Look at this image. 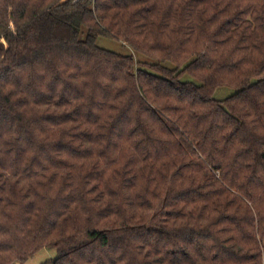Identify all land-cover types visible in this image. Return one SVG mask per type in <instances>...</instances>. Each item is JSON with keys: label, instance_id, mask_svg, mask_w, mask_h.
Instances as JSON below:
<instances>
[{"label": "trees", "instance_id": "obj_1", "mask_svg": "<svg viewBox=\"0 0 264 264\" xmlns=\"http://www.w3.org/2000/svg\"><path fill=\"white\" fill-rule=\"evenodd\" d=\"M43 249L264 264V0H0V264Z\"/></svg>", "mask_w": 264, "mask_h": 264}, {"label": "rangeland", "instance_id": "obj_2", "mask_svg": "<svg viewBox=\"0 0 264 264\" xmlns=\"http://www.w3.org/2000/svg\"><path fill=\"white\" fill-rule=\"evenodd\" d=\"M86 32V31H85ZM85 35L82 36L84 38ZM98 46L123 55H131L133 54L136 59L142 60L144 62L152 63L154 62L151 59H148L146 57H143L139 54L134 53L129 47L125 46L122 44V42L112 39V38H106V37H100L97 42ZM170 68H174L175 66L171 63L166 64ZM182 81L184 82H190L194 83L197 85H200L201 83L194 79L193 77L189 75H185L182 77ZM237 91L233 88H227V87H222L219 88L216 93H215V99L218 101H223L226 98L234 95ZM57 259V252L53 249H43L40 252H38L32 259H30L28 262L25 264H46L49 262H53Z\"/></svg>", "mask_w": 264, "mask_h": 264}, {"label": "water", "instance_id": "obj_3", "mask_svg": "<svg viewBox=\"0 0 264 264\" xmlns=\"http://www.w3.org/2000/svg\"><path fill=\"white\" fill-rule=\"evenodd\" d=\"M14 264H21L20 262H15Z\"/></svg>", "mask_w": 264, "mask_h": 264}]
</instances>
